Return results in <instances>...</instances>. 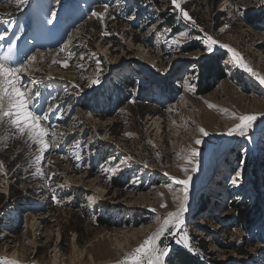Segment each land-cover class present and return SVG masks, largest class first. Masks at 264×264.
Returning a JSON list of instances; mask_svg holds the SVG:
<instances>
[{"label":"rangeland","instance_id":"rangeland-1","mask_svg":"<svg viewBox=\"0 0 264 264\" xmlns=\"http://www.w3.org/2000/svg\"><path fill=\"white\" fill-rule=\"evenodd\" d=\"M178 2L191 20L172 0H0V56L12 39L14 63L36 57L20 78L55 133L41 154L0 124V259L118 264L178 209L172 178L190 175L184 225L162 238L171 257L184 248L199 264H264V128L226 146L233 113L264 120V84L220 47L264 76V4ZM104 5L101 21L92 13ZM193 147L194 173L183 158ZM183 233L191 251L176 244Z\"/></svg>","mask_w":264,"mask_h":264},{"label":"snow or ice","instance_id":"snow-or-ice-1","mask_svg":"<svg viewBox=\"0 0 264 264\" xmlns=\"http://www.w3.org/2000/svg\"><path fill=\"white\" fill-rule=\"evenodd\" d=\"M264 4V0H260ZM27 0H18V6L24 5ZM172 4L175 9H178L182 18L184 20H191L188 12L185 11L179 4L178 0H172ZM108 5H104V12H93L92 16L103 21L104 15L107 13ZM55 15V14H53ZM51 22V21H49ZM193 26H195V21H191ZM107 34V33H105ZM8 36V30L5 29L0 32V41H4ZM180 36L186 37V33H180ZM18 39V37H15ZM71 39V38H69ZM178 42V41H177ZM211 36H206L204 39V44L207 51L211 53L213 51V45L216 44ZM68 45H65L67 47ZM220 47L228 48L229 52L232 53L233 60L246 71H248L252 76L256 77L261 84H264V76H260L258 73L253 71L247 64L242 60L241 55L235 50L229 48L227 45L221 44ZM16 48L14 40L10 39L8 41L7 52L0 56V124L7 122L10 129L14 130L13 134L18 133L20 136H26L27 141H31L32 144L38 146V151L42 154L47 151L49 147L53 146L49 143L48 137L51 135L53 138V143L55 140V133L48 126L43 124V121L47 120V116H41L37 114L35 104L36 99L39 97V92H33L26 89L20 78V73L27 70L28 63L36 60L35 56L28 57V62H13V53ZM61 52L64 48L60 49ZM83 59V57H81ZM60 63V61H55ZM64 67H68L67 60L63 62ZM100 62L97 61V69L99 70ZM93 84L99 83V80H93ZM190 91L194 89L189 88ZM134 102V101H132ZM49 111H52L51 107ZM232 118L238 120L233 127L229 128L227 131L228 136L239 135L245 137L248 134L249 129L252 127L253 122L256 120V115L246 114L236 116L235 113L232 114ZM199 132L202 137H206L209 133L204 129L200 128ZM26 141V142H27ZM196 145L202 143V139H196L194 141ZM199 156L198 149L193 147L190 149L189 155L183 157L188 164L191 165V172H196L198 169L197 157ZM42 159V155L36 156V161L39 162ZM79 159V157H77ZM0 167H3L0 164ZM147 167V165H145ZM115 169H113L114 171ZM242 168L237 170L235 173V178L232 180L233 184L238 183V178L241 177ZM40 171L39 169L37 170ZM183 171L187 174L189 168H183ZM175 184L182 185V196L175 197L180 201L178 209L174 212H169L167 217L163 219L162 226L158 228L153 234L149 235L139 246L125 253L124 259L119 261L118 264H172L171 253L173 249L163 242L162 238L167 232L174 238L176 232L172 229L179 230L182 225H184L183 214L187 211V201L189 193V183L191 176L187 175L184 179H178L176 177L172 178ZM53 199L57 203L59 200L53 196ZM161 207H167L166 204H162ZM159 219V218H157ZM177 245H183V247L188 248L191 251V246L189 243V237L187 233H183L176 239ZM0 264H18L15 260L0 259Z\"/></svg>","mask_w":264,"mask_h":264},{"label":"trees","instance_id":"trees-1","mask_svg":"<svg viewBox=\"0 0 264 264\" xmlns=\"http://www.w3.org/2000/svg\"><path fill=\"white\" fill-rule=\"evenodd\" d=\"M217 26H219V25H217ZM219 58H223V57L219 56ZM237 210H238V208H237ZM243 213H244V211L241 212L242 216L244 215ZM195 238H198V237H195ZM197 240H198L199 246H201L203 249H206L205 241L202 238H198ZM191 255L192 254L184 248H175V252L173 253L172 258L176 264H199V263H197L195 257H193Z\"/></svg>","mask_w":264,"mask_h":264},{"label":"bare ground","instance_id":"bare-ground-1","mask_svg":"<svg viewBox=\"0 0 264 264\" xmlns=\"http://www.w3.org/2000/svg\"><path fill=\"white\" fill-rule=\"evenodd\" d=\"M264 128V120L263 121H261L260 123H258V124H254V125H252V127L249 129V131H248V133H251V132H259V131H261V129H263ZM240 136L239 135H237V136H234L231 140H229L228 141V143H227V148L229 147V146H232L235 142H236V140H237V138H239ZM122 166V165H121ZM174 211H176V209L175 210H173L172 212H174ZM167 217V216H166ZM165 217V218H166ZM163 222V221H162ZM162 222L161 223H159V224H157V225H155L154 227H153V231L151 232V234H153L158 228H160L161 226H162ZM144 230H147V229H144ZM16 256L15 255H13V254H11L10 256H9V258L10 259H16L15 258ZM106 264H113V263H106Z\"/></svg>","mask_w":264,"mask_h":264}]
</instances>
